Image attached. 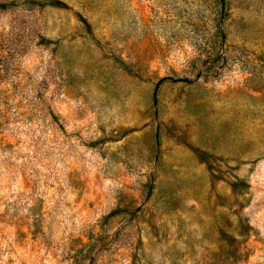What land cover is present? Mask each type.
Wrapping results in <instances>:
<instances>
[{
  "label": "rangeland",
  "instance_id": "1",
  "mask_svg": "<svg viewBox=\"0 0 264 264\" xmlns=\"http://www.w3.org/2000/svg\"><path fill=\"white\" fill-rule=\"evenodd\" d=\"M0 264H264V0H0Z\"/></svg>",
  "mask_w": 264,
  "mask_h": 264
}]
</instances>
